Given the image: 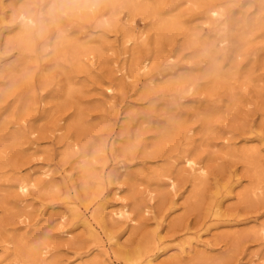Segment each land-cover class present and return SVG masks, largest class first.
Segmentation results:
<instances>
[{
    "label": "rangeland",
    "instance_id": "obj_1",
    "mask_svg": "<svg viewBox=\"0 0 264 264\" xmlns=\"http://www.w3.org/2000/svg\"><path fill=\"white\" fill-rule=\"evenodd\" d=\"M93 1L0 0V264H28L26 255L107 264L70 213L66 227L57 218L73 203L94 214L110 177L137 220L135 229L106 220L125 251L155 250L149 208L165 249L154 264H264V0H211L225 13L217 22L204 12L210 0L135 1L161 6L160 18ZM21 11L36 23L32 52L16 45ZM162 18L178 25L165 30ZM127 35L135 42L126 47ZM143 57L145 72L137 68ZM185 156L207 168L201 182ZM163 174L175 179L177 198ZM18 177L39 187L31 198L18 194ZM212 205L223 217L212 216ZM197 237L207 247L181 254Z\"/></svg>",
    "mask_w": 264,
    "mask_h": 264
},
{
    "label": "bare ground",
    "instance_id": "obj_2",
    "mask_svg": "<svg viewBox=\"0 0 264 264\" xmlns=\"http://www.w3.org/2000/svg\"><path fill=\"white\" fill-rule=\"evenodd\" d=\"M88 1V0H87ZM90 1V0H89ZM93 1V0H92ZM100 1H104V0H100ZM107 1L106 3H108L109 5H111L113 2V5H115L117 2H120L123 6V8H129L131 7L134 8L135 11L139 12V13H144V14H155L157 15L159 18L161 16L162 13H160V10L162 8H156L153 7L152 4H147L145 6H139L136 5V0H105ZM161 1V0H160ZM206 1V0H205ZM216 1V0H215ZM57 2V1H56ZM116 2V3H115ZM159 2V1H158ZM157 2V3H158ZM94 3V1L92 2V4ZM101 3V2H100ZM156 3V4H157ZM160 3V2H159ZM218 3V2H217ZM105 4V2H104ZM219 4V3H218ZM160 5V4H158ZM50 6V5H49ZM59 6V5H58ZM155 6V5H154ZM170 6V5H169ZM86 8V7H85ZM50 9V7H49ZM57 9V8H56ZM55 9V10H56ZM122 9V7H121ZM128 9V10H129ZM130 9V10H131ZM160 9V10H159ZM129 10V11H130ZM128 11V12H129ZM28 12V11H27ZM27 12L23 13L21 11L18 12L19 14L17 15V18L20 19V22H22V24H24L25 27H23V31L20 35H18L16 41V45L19 47L20 50H22L24 53L28 52L32 45L33 42L36 40L35 38L37 36H34L32 30H34L32 27L35 26V21L27 16ZM51 12V11H50ZM205 14L209 15L210 19L212 21H221L224 18V12L218 7V5H216V2L214 4V2H212L211 0L207 3L206 2V8H205ZM16 15V14H15ZM171 17V16H170ZM165 18V17H164ZM172 18V17H171ZM247 19V18H246ZM57 20V19H56ZM214 21V22H215ZM11 22V21H10ZM9 22V23H10ZM19 22V21H18ZM5 20L2 19L1 20V26H4ZM13 23V22H12ZM160 26L165 29V30H171L173 27H176L177 22L176 20L173 19H161L159 21ZM206 23V22H205ZM21 24V25H22ZM229 25V24H228ZM32 26V27H31ZM43 26V24H42ZM5 27V26H4ZM44 27V26H43ZM221 27V26H220ZM225 27V26H224ZM3 28V27H1ZM25 28V29H24ZM32 28V29H31ZM39 28V27H38ZM42 29V28H41ZM160 29V28H158ZM188 29V28H186ZM185 29V30H186ZM226 27L224 28V31ZM44 30V29H43ZM57 30V29H56ZM164 30V31H165ZM183 30V31H185ZM45 31V30H44ZM54 31V30H53ZM11 32V31H10ZM172 32V31H171ZM186 32V31H185ZM221 32V31H220ZM47 33V32H46ZM188 33V32H187ZM186 33V34H187ZM41 34V33H40ZM58 34V33H57ZM128 34V32H127ZM141 34V33H140ZM1 35V34H0ZM36 35H38L36 33ZM44 35V34H43ZM228 35V34H227ZM4 36V35H3ZM42 36V35H40ZM59 37V35H57ZM64 36V35H63ZM62 36V38H63ZM143 36V35H142ZM165 36V35H164ZM47 37V36H46ZM57 37V38H58ZM137 37V36H136ZM215 37V36H214ZM223 37V36H222ZM38 38V37H37ZM61 38V37H60ZM34 39V40H33ZM64 39V38H63ZM125 40H123V44L124 46H131V44H133L135 41L134 39L127 35L126 38H124ZM14 40V38H13ZM38 40V39H37ZM66 40V39H65ZM8 41V40H7ZM43 41V40H41ZM61 41V40H60ZM14 42V41H13ZM45 42V41H44ZM69 42V41H67ZM66 42V43H67ZM170 42V41H169ZM227 42L226 38L221 39L218 42V46H224L225 43ZM12 43V42H11ZM10 43V44H11ZM15 43V42H14ZM13 43V44H14ZM37 43V42H36ZM62 43V42H61ZM65 43V42H64ZM8 44V43H7ZM208 44V43H207ZM212 44V43H211ZM214 44V43H213ZM58 45V44H57ZM56 45V46H57ZM63 45V44H62ZM14 46V45H13ZM86 46V45H85ZM208 46L210 47V45L208 44ZM73 47V46H72ZM83 47V46H82ZM78 48V47H76ZM75 48V49H76ZM211 48V47H210ZM209 48V49H210ZM16 49V48H15ZM14 49V50H15ZM77 50V49H76ZM83 50V49H81ZM88 50V49H87ZM217 50V49H216ZM18 51V49H17ZM34 51V50H33ZM210 50H208L209 52ZM32 52V51H29ZM211 52V51H210ZM22 53V52H20ZM87 54V53H85ZM208 54V53H207ZM206 54V55H207ZM23 55V54H22ZM33 55V54H32ZM89 55V54H88ZM209 55H211V53H209ZM226 55V54H225ZM27 56V55H26ZM76 56V55H75ZM210 57V56H209ZM80 60V58H79ZM165 62H173L174 59L173 57H167L165 59ZM149 64L150 61L149 59H146L145 57H143L142 59L140 58V60L138 59V63H137V68L138 71L141 72H145L149 69ZM220 69V68H219ZM129 75V74H128ZM146 76H149L148 74ZM75 77V76H74ZM154 77V76H153ZM226 77V75H225ZM124 78L129 80V76H125ZM155 79V78H154ZM124 80V79H123ZM149 80V79H148ZM152 79L150 78V83H152L151 81ZM74 84V83H72ZM149 87V86H148ZM103 89V88H102ZM106 91L109 94H113V88L107 87ZM186 92V90L184 91ZM189 92V90L187 91ZM185 94V93H184ZM180 97V96H179ZM184 98V97H182ZM207 112V111H206ZM60 122V121H59ZM69 150L71 152H76L79 148L78 146L73 143V145L69 146ZM248 155L247 156H251L252 152L247 151ZM246 154V153H245ZM251 154V155H250ZM182 156V155H181ZM180 156V157H181ZM246 156V155H245ZM246 156V157H247ZM183 165L185 166V168L187 169V171H189V173L193 176V178L197 179L198 182H201V180L205 179L207 176V171L206 169L201 166V164L199 162H197L196 160H194V158H190V156H185L183 158ZM86 166V165H85ZM120 172H124L125 168L121 167L119 168ZM20 172V171H18ZM44 180L46 181H50L53 179L51 177V175L49 174V172H43L40 173ZM124 174V173H123ZM84 175L88 176V169H84ZM163 179L165 180V184L166 187L168 188L169 192L172 195V198H177L179 195V188L177 186V183L175 181V179L173 177H171L170 175L167 174H163L162 175ZM19 178V177H18ZM260 179V178H259ZM54 181V180H53ZM43 182V181H42ZM52 182V181H51ZM109 186H112L111 190L108 192V194L104 197V199L100 202V204L97 207V210L95 211L94 214H91L87 217L86 212L87 209H83L81 208L79 205H76L75 203L71 204L70 208L65 209L66 213H61L59 215V217L57 218V221L61 224L62 227H66L67 225H69V222L67 219V213L71 214V220H70V224H72L73 226L76 224H79L82 229L86 232V234L96 240L99 243V248L101 249V254L103 255V258L105 260V262L107 264H154L155 261L159 258H161L164 254H165V249L162 246H159V244L162 242V238L160 237L159 233H158V229L160 227V223H159V219H157V216L155 215V213L147 208L143 211V214L145 217H150L154 223H155V230L153 233V240H152V246H156L155 250L151 253L149 250V247H144V248H138L136 251L129 253L127 251H125L124 249H122L123 246V241L120 243V239L117 238V236L112 235L111 233H109L108 231H106L105 228V223H107L108 221H106L107 219H109L112 223H114L115 225H119V227H125V228H131V229H135L137 226V220L134 218V214L132 212L131 207L129 206L128 202H127V198L126 196L122 195V186L116 183L115 178L110 177L109 181H108ZM47 185V184H46ZM53 185V184H52ZM258 185H261V183H259ZM258 185L255 188L256 190H258ZM54 186V185H53ZM52 186V188H53ZM51 187V186H50ZM37 188H39L37 186V184L30 180V179H20L16 181V186L15 189L17 190L18 194L21 195L23 197V199H28L31 198L32 192L34 190H36ZM57 188V187H55ZM230 189V188H228ZM225 191V190H224ZM223 195V194H222ZM227 195V194H226ZM147 197L149 198V202L153 203L154 202V194L152 192H147ZM213 198V197H212ZM210 204V203H209ZM210 206L212 207L211 211H212V216L215 218H219L220 212H219V208L218 206ZM209 208V207H208ZM50 209V208H49ZM55 209V208H54ZM58 209V208H57ZM134 211V209H133ZM60 212V211H59ZM47 214V213H46ZM43 216V214L41 215ZM134 216V217H133ZM48 217V216H47ZM223 217V216H221ZM45 219V218H44ZM138 219V218H137ZM213 219V218H212ZM40 220V219H38ZM148 220V219H147ZM150 220V219H149ZM148 220V221H149ZM50 221V220H49ZM47 222V221H46ZM26 224V222H25ZM113 224V225H114ZM30 227V226H29ZM32 227V226H31ZM29 232V231H28ZM260 232V233H259ZM262 234L264 235V227L260 228L257 231V234ZM60 234L66 238H70L71 237V232L68 230H62L60 231ZM25 235V234H24ZM200 237V236H199ZM199 237L195 238V239H191L188 242L183 243L181 246H179L180 249V253H186L185 249L186 248H192V247H207V245L200 241ZM194 238V237H193ZM151 242V240H150ZM149 244H147L146 246H148ZM113 247V248H112ZM115 248V249H114ZM103 250V251H102ZM191 250V249H190ZM32 251V250H31ZM130 251V250H129ZM189 252V250H188ZM151 253V254H149ZM35 254V253H34ZM45 255V252L43 253V256ZM40 256V254H39ZM42 256V255H41ZM254 259H257L256 256L254 257ZM23 259L28 263V264H49L47 261H36L34 260L32 255H26L23 257ZM36 259V258H35ZM102 259V258H101ZM142 259H145L142 262ZM15 260V259H14ZM259 261V260H258ZM14 262V261H13ZM21 262V261H20ZM260 262V261H259ZM22 263V262H21ZM75 263V262H74ZM51 264V263H50Z\"/></svg>",
    "mask_w": 264,
    "mask_h": 264
}]
</instances>
